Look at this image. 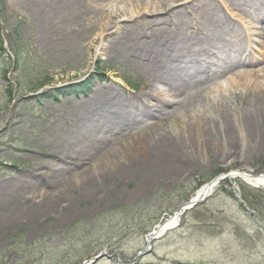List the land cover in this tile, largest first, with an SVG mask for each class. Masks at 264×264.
<instances>
[{"label":"rangeland","instance_id":"374dc122","mask_svg":"<svg viewBox=\"0 0 264 264\" xmlns=\"http://www.w3.org/2000/svg\"><path fill=\"white\" fill-rule=\"evenodd\" d=\"M128 1L113 0L107 9L120 16L127 11ZM200 2L203 7L197 16L194 10L186 12V18L194 17L192 21L199 24L204 18L221 16L244 40L245 55L255 61L248 68L263 67L264 19L229 0ZM16 3L0 0V187L11 180L20 184L21 176L36 181L44 177L46 164L57 162L55 156L76 150L79 139L70 131L72 120L64 114L87 96L86 89L90 93L107 82L133 95L146 81L121 52L102 46L126 28L131 22L127 17H119L120 26L100 38V31L83 35L59 31L44 38L37 20L14 8ZM88 26L86 22L80 27ZM243 68L221 83H240L235 77L245 74ZM248 113L254 118V109ZM238 139L233 159L220 156L225 145L206 149L197 144L189 172L157 176L144 191L137 190L136 179L110 181L105 187L108 192L95 202L81 192L69 193L62 206L36 222L10 227L5 217L17 203L0 198V264H83L103 250L108 257L94 264H264V188H254L242 179H224L210 197L185 214L179 226L154 240L147 250V236L203 185L238 170L264 175V149L257 147L264 143V132L245 138L238 133Z\"/></svg>","mask_w":264,"mask_h":264},{"label":"bare ground","instance_id":"6f19581e","mask_svg":"<svg viewBox=\"0 0 264 264\" xmlns=\"http://www.w3.org/2000/svg\"><path fill=\"white\" fill-rule=\"evenodd\" d=\"M111 1L17 0L14 6L37 20L36 27L44 38L59 31L79 35L100 31V38L120 26L119 17H127L131 22L126 28L109 44L104 40L102 46L121 52L146 81L133 95L107 82L93 92L86 89L87 96L64 114L73 122L70 131L78 136L76 150L55 156L57 162L46 164L44 177L36 181L21 176L20 184L11 180L0 187L1 199L17 203L5 217L10 227L36 222L52 213L66 202L69 193L81 192L95 202L108 192L105 187L110 181L136 179L137 190L144 191L157 176L189 172L191 162L196 161L191 152L197 144L206 149L225 145L220 156L233 159L238 133L245 138L256 137L259 130L264 132V66L248 68L255 61L245 55L244 40L231 24L221 16L204 18L199 24L192 21L194 17L186 18V12L195 10L196 14L203 7L200 0H129L127 11L120 16L107 9ZM229 2L264 19V0ZM86 22L88 28L82 29ZM238 68L245 69V74L235 77L240 83H221ZM257 108L260 111L256 112ZM248 109H254V118ZM211 111L218 113L213 116L208 113ZM257 147L264 149V143ZM60 172L68 176L60 177ZM219 179L203 185L191 199L200 202L212 195ZM229 179L264 188V175L238 170L230 173ZM38 187L47 190L39 195ZM176 223L178 215H171L147 236V242L164 235Z\"/></svg>","mask_w":264,"mask_h":264},{"label":"water","instance_id":"95a60500","mask_svg":"<svg viewBox=\"0 0 264 264\" xmlns=\"http://www.w3.org/2000/svg\"><path fill=\"white\" fill-rule=\"evenodd\" d=\"M219 178V177H218ZM224 179V177H220L219 182L222 181ZM218 182V183H219ZM205 199H203L202 201H204ZM201 201V202H202ZM197 203L194 201H190L189 203L182 205V207L180 209H184L183 213H185L187 210H189L190 208H193L194 206H196ZM182 213V214H183ZM106 256H108V254L106 253L105 250H103L102 252H100L98 255H96L94 258H92L91 260L85 261L83 264H94L99 262L100 260H102L103 258H105Z\"/></svg>","mask_w":264,"mask_h":264}]
</instances>
